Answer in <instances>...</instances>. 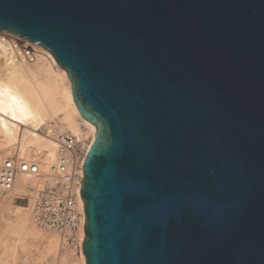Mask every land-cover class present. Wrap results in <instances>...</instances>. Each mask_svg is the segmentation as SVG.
Instances as JSON below:
<instances>
[{
    "label": "water",
    "instance_id": "1",
    "mask_svg": "<svg viewBox=\"0 0 264 264\" xmlns=\"http://www.w3.org/2000/svg\"><path fill=\"white\" fill-rule=\"evenodd\" d=\"M96 131L86 264H264V0H0Z\"/></svg>",
    "mask_w": 264,
    "mask_h": 264
},
{
    "label": "bare ground",
    "instance_id": "2",
    "mask_svg": "<svg viewBox=\"0 0 264 264\" xmlns=\"http://www.w3.org/2000/svg\"><path fill=\"white\" fill-rule=\"evenodd\" d=\"M31 45L36 59L20 61L14 43L0 38V158L15 151L39 166L36 176L19 173L14 188L0 192V264H86L83 253L61 250L58 235L36 225L32 203L62 155L58 137L90 145L96 127L77 110L66 71L48 50Z\"/></svg>",
    "mask_w": 264,
    "mask_h": 264
},
{
    "label": "built area",
    "instance_id": "3",
    "mask_svg": "<svg viewBox=\"0 0 264 264\" xmlns=\"http://www.w3.org/2000/svg\"><path fill=\"white\" fill-rule=\"evenodd\" d=\"M1 37L14 43L16 60L33 62L36 59L33 43L5 31H0ZM58 143L62 155L53 168L51 181L34 192L32 214L39 228L58 235L61 250H72L80 255L84 238L80 188L83 158L89 143L88 140L74 142L65 135L58 137ZM19 173L36 176L39 166L35 162L21 161L17 156L0 158V192L12 190Z\"/></svg>",
    "mask_w": 264,
    "mask_h": 264
},
{
    "label": "rangeland",
    "instance_id": "4",
    "mask_svg": "<svg viewBox=\"0 0 264 264\" xmlns=\"http://www.w3.org/2000/svg\"><path fill=\"white\" fill-rule=\"evenodd\" d=\"M86 140L89 141V139H86ZM0 156H5V155L0 154ZM11 156H16L15 151H13V153L11 154ZM6 157H8V156H6ZM30 188H33V186H32V187L30 186V187H27V188H26V190H27L28 193L32 192L31 190H33V189L29 190ZM27 192H26V193H27ZM24 196H25V195H24ZM2 197H3V196H2ZM25 197H28V195H26ZM60 249H61V248H60ZM17 255H18V254H17ZM80 255H81V254H80ZM80 255H78V256H80Z\"/></svg>",
    "mask_w": 264,
    "mask_h": 264
}]
</instances>
